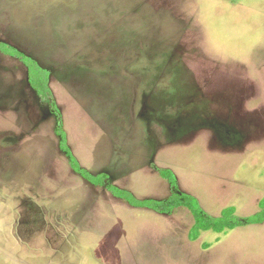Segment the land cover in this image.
Listing matches in <instances>:
<instances>
[{"label": "rangeland", "instance_id": "rangeland-1", "mask_svg": "<svg viewBox=\"0 0 264 264\" xmlns=\"http://www.w3.org/2000/svg\"><path fill=\"white\" fill-rule=\"evenodd\" d=\"M0 42L50 71L52 96L0 53V264H264V223L193 235L182 193L219 217L264 202V0H0Z\"/></svg>", "mask_w": 264, "mask_h": 264}, {"label": "trees", "instance_id": "trees-1", "mask_svg": "<svg viewBox=\"0 0 264 264\" xmlns=\"http://www.w3.org/2000/svg\"><path fill=\"white\" fill-rule=\"evenodd\" d=\"M0 53L19 59L28 70V79L31 87L44 100H48L52 96L50 87L51 73L49 70L41 67L39 63L21 52L19 49L0 42ZM52 108L58 115L59 125L57 132L61 137V149L69 158L70 166L74 172L80 174L95 186L106 187V189L116 198L127 201L132 207L149 209L160 214H172L179 208L189 210L194 218L193 235L196 238L201 231H213L216 233H225L229 230L237 228L261 225L264 223V202L261 204V210L247 218H239L235 213V208H227L222 211L221 216L213 217L204 210L199 200L192 195L182 193L178 187L176 175L171 170H160L159 173L163 179L169 182L172 189L171 196L166 200H139L130 192L123 190L109 181L107 174L92 175L83 169L75 158L68 145V136L63 128L62 116L58 107L53 102Z\"/></svg>", "mask_w": 264, "mask_h": 264}]
</instances>
